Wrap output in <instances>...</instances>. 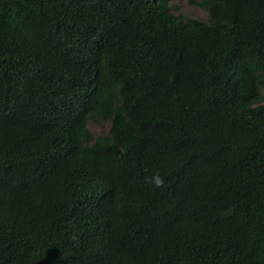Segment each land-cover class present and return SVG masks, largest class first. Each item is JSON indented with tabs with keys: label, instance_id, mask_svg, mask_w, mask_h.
Instances as JSON below:
<instances>
[{
	"label": "trees",
	"instance_id": "obj_1",
	"mask_svg": "<svg viewBox=\"0 0 264 264\" xmlns=\"http://www.w3.org/2000/svg\"><path fill=\"white\" fill-rule=\"evenodd\" d=\"M171 1L0 0V264H264V0Z\"/></svg>",
	"mask_w": 264,
	"mask_h": 264
},
{
	"label": "rangeland",
	"instance_id": "obj_2",
	"mask_svg": "<svg viewBox=\"0 0 264 264\" xmlns=\"http://www.w3.org/2000/svg\"><path fill=\"white\" fill-rule=\"evenodd\" d=\"M200 0H172V13L192 19L207 20V13L198 6ZM264 94V91H263ZM95 136H100L108 132L109 124L89 125Z\"/></svg>",
	"mask_w": 264,
	"mask_h": 264
},
{
	"label": "clouds",
	"instance_id": "obj_3",
	"mask_svg": "<svg viewBox=\"0 0 264 264\" xmlns=\"http://www.w3.org/2000/svg\"><path fill=\"white\" fill-rule=\"evenodd\" d=\"M151 182L156 187H161L163 185V178L158 173H154L153 176L151 177Z\"/></svg>",
	"mask_w": 264,
	"mask_h": 264
}]
</instances>
